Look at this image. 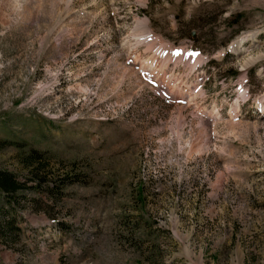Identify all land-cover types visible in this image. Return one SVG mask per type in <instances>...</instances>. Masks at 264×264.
<instances>
[{
    "label": "rangeland",
    "instance_id": "rangeland-1",
    "mask_svg": "<svg viewBox=\"0 0 264 264\" xmlns=\"http://www.w3.org/2000/svg\"><path fill=\"white\" fill-rule=\"evenodd\" d=\"M0 169V264H264V0H0Z\"/></svg>",
    "mask_w": 264,
    "mask_h": 264
},
{
    "label": "trees",
    "instance_id": "trees-1",
    "mask_svg": "<svg viewBox=\"0 0 264 264\" xmlns=\"http://www.w3.org/2000/svg\"><path fill=\"white\" fill-rule=\"evenodd\" d=\"M20 183L15 180L12 173L4 169H0V189L5 190L6 192H12L15 190Z\"/></svg>",
    "mask_w": 264,
    "mask_h": 264
},
{
    "label": "snow or ice",
    "instance_id": "snow-or-ice-1",
    "mask_svg": "<svg viewBox=\"0 0 264 264\" xmlns=\"http://www.w3.org/2000/svg\"><path fill=\"white\" fill-rule=\"evenodd\" d=\"M180 54H181L180 50H178L176 53H174V55H180ZM190 55H198V53L193 52V53H190Z\"/></svg>",
    "mask_w": 264,
    "mask_h": 264
},
{
    "label": "bare ground",
    "instance_id": "bare-ground-1",
    "mask_svg": "<svg viewBox=\"0 0 264 264\" xmlns=\"http://www.w3.org/2000/svg\"><path fill=\"white\" fill-rule=\"evenodd\" d=\"M174 55V54H173ZM172 55V56H173ZM175 56V55H174ZM183 58V57H182ZM180 60V59H179ZM191 60H193V57H192V59ZM197 60V59H196ZM196 60H194V61H196ZM193 62V61H192ZM248 62H253V60H250V61H248ZM192 64H194V62L192 63ZM249 65V64H248ZM193 66V65H192ZM194 67V66H193ZM213 116V115H212Z\"/></svg>",
    "mask_w": 264,
    "mask_h": 264
}]
</instances>
